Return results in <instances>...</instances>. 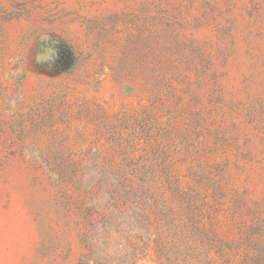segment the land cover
<instances>
[{
  "label": "rangeland",
  "instance_id": "obj_1",
  "mask_svg": "<svg viewBox=\"0 0 264 264\" xmlns=\"http://www.w3.org/2000/svg\"><path fill=\"white\" fill-rule=\"evenodd\" d=\"M0 264H264V0H0Z\"/></svg>",
  "mask_w": 264,
  "mask_h": 264
}]
</instances>
